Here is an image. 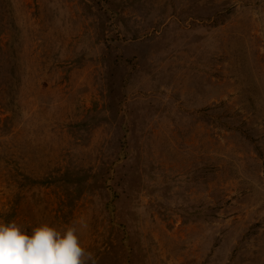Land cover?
Listing matches in <instances>:
<instances>
[{"label": "rangeland", "instance_id": "1", "mask_svg": "<svg viewBox=\"0 0 264 264\" xmlns=\"http://www.w3.org/2000/svg\"><path fill=\"white\" fill-rule=\"evenodd\" d=\"M96 264H264V0H0V221Z\"/></svg>", "mask_w": 264, "mask_h": 264}, {"label": "clouds", "instance_id": "2", "mask_svg": "<svg viewBox=\"0 0 264 264\" xmlns=\"http://www.w3.org/2000/svg\"><path fill=\"white\" fill-rule=\"evenodd\" d=\"M0 264H96L73 225L40 223L31 228L0 221Z\"/></svg>", "mask_w": 264, "mask_h": 264}]
</instances>
